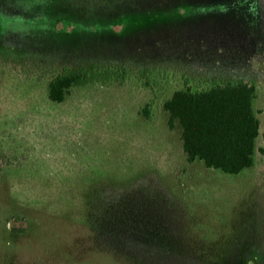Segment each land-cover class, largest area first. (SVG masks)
I'll use <instances>...</instances> for the list:
<instances>
[{
  "label": "rangeland",
  "instance_id": "1",
  "mask_svg": "<svg viewBox=\"0 0 264 264\" xmlns=\"http://www.w3.org/2000/svg\"><path fill=\"white\" fill-rule=\"evenodd\" d=\"M68 68L93 80L54 103ZM233 79L260 121L236 176L164 110ZM0 264H264V0H0Z\"/></svg>",
  "mask_w": 264,
  "mask_h": 264
},
{
  "label": "trees",
  "instance_id": "2",
  "mask_svg": "<svg viewBox=\"0 0 264 264\" xmlns=\"http://www.w3.org/2000/svg\"><path fill=\"white\" fill-rule=\"evenodd\" d=\"M84 68H68L49 83V99L63 103L72 90L89 84ZM256 87L247 79L213 82L207 90H180L167 100L165 112L183 130V150L188 162H204L208 169L239 175L255 166L260 121L254 101ZM147 119H151L149 112ZM10 161H7L9 163Z\"/></svg>",
  "mask_w": 264,
  "mask_h": 264
}]
</instances>
